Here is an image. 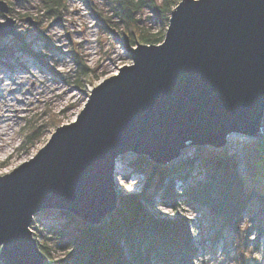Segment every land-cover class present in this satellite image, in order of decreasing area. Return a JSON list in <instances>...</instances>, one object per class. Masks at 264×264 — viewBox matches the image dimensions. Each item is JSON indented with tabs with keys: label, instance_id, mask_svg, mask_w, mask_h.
I'll return each mask as SVG.
<instances>
[{
	"label": "water",
	"instance_id": "95a60500",
	"mask_svg": "<svg viewBox=\"0 0 264 264\" xmlns=\"http://www.w3.org/2000/svg\"><path fill=\"white\" fill-rule=\"evenodd\" d=\"M125 50L133 62L94 86L76 118L31 158L0 175L2 263L44 264L29 227L42 209L100 224L117 207L121 154L166 163L188 146L217 148L229 133L260 130L264 0H180L160 44Z\"/></svg>",
	"mask_w": 264,
	"mask_h": 264
},
{
	"label": "rangeland",
	"instance_id": "374dc122",
	"mask_svg": "<svg viewBox=\"0 0 264 264\" xmlns=\"http://www.w3.org/2000/svg\"><path fill=\"white\" fill-rule=\"evenodd\" d=\"M4 1L7 11L0 10V31L12 28L15 34L0 35V83L4 76H12L15 87L0 94V106L6 103L8 93L19 91V94L17 103L9 106L12 121L17 124L8 149L11 153L0 155V175L31 158L58 125L73 121L94 86L117 73L124 64L133 62L125 48L137 44L126 36L130 28L122 25L116 13V0ZM144 1L158 4L162 0ZM172 1L177 4L180 0ZM169 17L170 14L168 20ZM134 18L139 29L158 36L163 34L156 43L162 42L168 20L163 25L149 6L136 11ZM8 19L11 24H6ZM215 154L231 159L242 178L244 191L251 197L237 223L229 225L207 207L179 196V212L191 221V262L264 264V207L253 195L254 191L264 194V135L232 132L220 147L191 145L166 163H155L133 152L123 153L116 161L117 172L116 165L114 170L117 203L118 197L138 192L146 185L148 191H153L161 177L174 180L175 190L180 193L183 186L205 177L200 162ZM155 165L159 169L154 173ZM154 200L157 215L173 216L168 200L162 203L158 193ZM67 213L42 209L32 216L29 224L49 264L70 249L58 246L64 233L79 219ZM0 264H4L1 259Z\"/></svg>",
	"mask_w": 264,
	"mask_h": 264
},
{
	"label": "trees",
	"instance_id": "16d2710c",
	"mask_svg": "<svg viewBox=\"0 0 264 264\" xmlns=\"http://www.w3.org/2000/svg\"><path fill=\"white\" fill-rule=\"evenodd\" d=\"M116 3V13L122 25L130 28L126 36L133 44L137 40L156 43L163 35L139 29L134 18L136 11L149 6L165 25L176 4L172 0L158 4L144 0H116ZM200 164L205 177L183 186L180 193L175 190L174 180L161 177L153 191H148L146 185L138 192L118 197L116 209L100 224L90 225L78 219L58 244L70 249L52 264H192L191 221L179 212V196L207 207L229 225L237 223L244 204L251 197L244 191L242 178L229 157L215 154L202 158ZM158 169L155 165L154 173ZM157 193L162 203L169 201L173 216L154 212ZM253 195L264 207V194L254 191ZM37 245L42 251L38 242ZM44 264L49 263L44 259Z\"/></svg>",
	"mask_w": 264,
	"mask_h": 264
},
{
	"label": "bare ground",
	"instance_id": "6f19581e",
	"mask_svg": "<svg viewBox=\"0 0 264 264\" xmlns=\"http://www.w3.org/2000/svg\"><path fill=\"white\" fill-rule=\"evenodd\" d=\"M25 64V62H24ZM26 66L23 67V69H25ZM13 83V77L12 76H4V80L3 82L0 83V94L3 91L6 90H11L13 89L15 86L12 84ZM17 94H19V91H17V93L13 94V93H8V97H7V101L6 103L3 104V106H0V155L2 153H5L7 155H9L11 153V151H9L8 149L10 148V142L12 141V134L16 128V121H12V114L9 113L11 111V109L9 108V106H11L14 103H17V99L16 96H18ZM24 98H27L26 96ZM6 107V108H5ZM18 107H14L15 110H17ZM258 135H264V124H261V128L260 130L256 133V136ZM231 135H229L230 137ZM250 136V135H249ZM119 164L116 163V172H117V168H118ZM116 182H117V178H116Z\"/></svg>",
	"mask_w": 264,
	"mask_h": 264
},
{
	"label": "snow or ice",
	"instance_id": "6c2138e0",
	"mask_svg": "<svg viewBox=\"0 0 264 264\" xmlns=\"http://www.w3.org/2000/svg\"><path fill=\"white\" fill-rule=\"evenodd\" d=\"M0 23H2V21H0Z\"/></svg>",
	"mask_w": 264,
	"mask_h": 264
}]
</instances>
